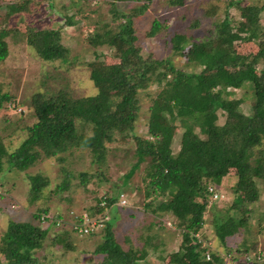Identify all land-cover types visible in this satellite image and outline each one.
<instances>
[{"label": "rangeland", "instance_id": "374dc122", "mask_svg": "<svg viewBox=\"0 0 264 264\" xmlns=\"http://www.w3.org/2000/svg\"><path fill=\"white\" fill-rule=\"evenodd\" d=\"M235 1L258 8L249 12V19L261 27L258 37H251L242 29L245 18ZM15 2H20L24 8H12L10 5ZM144 3L136 0L116 3L120 13L131 17L136 51L143 58H167L180 69L198 71L191 65V42L209 35L214 23L225 16L236 34L228 69H236L242 55L257 53L258 42L264 38V0H182L181 5H172L170 0ZM213 5L215 11L211 10ZM5 13L9 16L5 17ZM125 20L124 16L111 14L110 0H29V3L0 0V28L10 30L5 38L7 56L0 60V94L9 96V100L0 105V136L7 150H14L27 137L26 127L35 121L31 106L35 94L67 93L78 98L97 93L90 79L89 63L101 60L114 64L120 58L107 44H95V34L107 28L117 29ZM154 22L158 24L154 26ZM27 27L59 28L61 42L68 49L65 60L38 57L26 42ZM174 33L185 36L179 52L172 47ZM263 68L264 60L257 59L256 70ZM159 89L151 80L138 90L133 130L115 134L112 140L105 142L101 156L87 148H71L61 154L62 160H38L25 171L5 167L0 172V241L9 220L26 221L47 229L42 246L31 252L33 260L26 264H101L104 256L95 254L94 249L103 241L104 227L110 222L116 241L124 250L132 249L136 264H172L170 256L181 247L182 229L170 212L157 208L159 197L152 200L146 196L148 179L142 168L144 163L129 173L137 159L135 136L148 138V124L167 126L171 123L166 113H149ZM229 92L230 96L240 98V109L249 113L253 103L251 84L244 83L242 88ZM224 119L219 111L218 123H223ZM76 122L82 132L91 133L90 125L81 127L80 120ZM175 123L170 127L174 151L184 139L183 128ZM251 151L252 158L260 151L264 156V141ZM37 172L47 176L49 184L41 197L31 201L26 173ZM235 181V169H230L220 184L211 185L218 197H207L205 220L195 234L201 246L208 247V252H225L215 238L211 218L213 213L226 211L224 203L231 204ZM258 187L259 197L248 204L249 214L230 209L231 214L246 219V226L228 238V245L229 257L237 256V260L243 262L248 257L256 260L255 264H264V179L259 180ZM108 195H115L116 201L97 212L96 207L104 206ZM242 198L246 200V194H242ZM87 226H92L88 232L79 230ZM237 246L240 250L234 249ZM0 264H6L1 252Z\"/></svg>", "mask_w": 264, "mask_h": 264}, {"label": "trees", "instance_id": "16d2710c", "mask_svg": "<svg viewBox=\"0 0 264 264\" xmlns=\"http://www.w3.org/2000/svg\"><path fill=\"white\" fill-rule=\"evenodd\" d=\"M25 1L29 3V0ZM118 1L121 0H110L111 14L114 17L124 16L126 20L119 23L117 29L96 32L94 43L114 48L119 62L106 64L94 60L89 63L90 79L97 89L94 95L74 98L67 93L35 94L31 100L35 121L26 127L27 137L9 151L0 136V172L5 167L25 171L38 160L46 158L62 160L61 154L71 148H87L96 156H101L105 142L112 140L115 134L133 130L138 90L153 80L160 89L152 99L149 113H166L171 123L167 126L148 124L146 133L150 138L135 136L137 159L131 167L133 171L129 173L144 163L142 168L148 179L146 196L152 197V200L159 197L157 208L170 212L182 229L181 247L171 254L170 262L246 264L237 260V256L229 257L231 248L228 238L235 236L240 227L246 226V219L231 214L230 209L249 214L248 204L257 201L258 182L264 179L263 153L260 151L252 158L251 151L264 141V68L256 70L257 59L264 60V38L258 42L257 53L242 55L238 67L228 69L236 34L225 16L214 23V30L209 35L191 42V65L198 71L180 69L167 58H143L136 51L131 17L118 11ZM136 1L146 3L151 0ZM170 2L181 5L182 0ZM235 4L245 18L242 29L251 37H258L260 25L249 19V12L258 8L254 5L242 6L239 1ZM10 6L24 8L20 2ZM211 10L215 11L214 5ZM7 16L9 14L5 13ZM157 24L154 22V26ZM9 32V28H0V60L8 53L5 38ZM184 40L182 33H174L171 37L173 50L181 51ZM26 42L43 60H65L68 52L61 42L59 28L38 30L27 27ZM244 83L251 84L253 88L249 113L240 109V98L228 93L229 90L242 88ZM6 100L9 96L0 94V105ZM219 111L225 117L223 123H218ZM77 120H80L81 127L90 125L91 133L82 132ZM175 122L183 128L184 136L176 151L172 148L173 133L170 132ZM230 169L236 172L232 202L230 205L224 203L226 211L217 215L213 213L211 218L215 238L225 252H208V247L201 246L195 234L205 220L207 197L212 198L209 186L220 184ZM26 176L28 198L36 200L48 186L49 178L39 172L26 173ZM242 194H246V200H243ZM104 199L105 205L97 206V212L116 201L115 195ZM46 232L47 229L26 221L9 220L0 241V252L6 264H26L33 260L31 252L42 246ZM234 249L240 250V247ZM94 253L104 256L101 264H136L132 249L124 250L116 241L110 222L106 223L104 239ZM255 263L256 260L248 261V264Z\"/></svg>", "mask_w": 264, "mask_h": 264}, {"label": "built area", "instance_id": "2783aa9c", "mask_svg": "<svg viewBox=\"0 0 264 264\" xmlns=\"http://www.w3.org/2000/svg\"><path fill=\"white\" fill-rule=\"evenodd\" d=\"M209 191H210V193L212 194V198H217L218 197V195H217V193H216V191L214 190V188L212 187V186H209ZM95 222V221H94ZM90 228H92V226H87V227H84L83 229H79L80 231H82V232H88L89 230H90ZM207 256V258L209 257V254H207L206 255ZM251 259V258H250ZM248 257L245 259V262L247 263L249 260H250Z\"/></svg>", "mask_w": 264, "mask_h": 264}]
</instances>
